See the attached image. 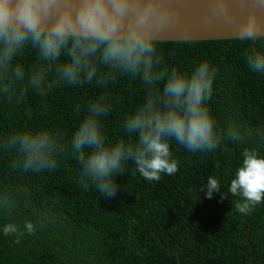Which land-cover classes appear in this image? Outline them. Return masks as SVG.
I'll use <instances>...</instances> for the list:
<instances>
[{"label":"trees","instance_id":"1","mask_svg":"<svg viewBox=\"0 0 264 264\" xmlns=\"http://www.w3.org/2000/svg\"><path fill=\"white\" fill-rule=\"evenodd\" d=\"M253 50H264V39L158 41L159 70L190 72L201 61L216 70L208 107L223 138L212 152L196 153L170 141L178 171L162 173L159 181L146 180L133 161L126 162L107 200L82 177L70 142L87 105L103 95L108 140L135 144L124 134L123 121L143 101L147 88L140 79L116 73L106 84L49 88L54 66L40 62L47 77L42 90L18 85L11 101L0 91V198L7 192L13 200L11 210L0 206V264H264V201L240 213V197L229 191L244 148L264 157V74L245 63ZM16 65L24 69L26 84L37 66L35 50L26 48ZM230 126L240 130V141L224 135ZM38 129L63 133L69 147L57 157V167L41 173L14 168L19 157L4 143ZM209 176L221 190L211 198L201 191ZM25 222L34 225L33 233ZM7 223L24 231L19 244L15 235H4Z\"/></svg>","mask_w":264,"mask_h":264},{"label":"clouds","instance_id":"2","mask_svg":"<svg viewBox=\"0 0 264 264\" xmlns=\"http://www.w3.org/2000/svg\"><path fill=\"white\" fill-rule=\"evenodd\" d=\"M164 22L156 0H0V91L9 101L18 85L21 90L45 87L40 62L54 66L56 79L48 82L49 88L90 85L94 80L106 84L116 73L138 77L147 88L142 103L123 121L124 134L135 138V144L108 140L103 121L109 107L103 95L87 105L71 139L82 177L106 200L115 193L113 177L124 173L126 162L133 161L146 180L159 181L162 173L178 171L170 141L196 153L212 152L223 138L208 107L216 70L207 61L190 72L176 67L159 70L157 43ZM257 37L264 39V27L254 16L238 26L241 43ZM26 48L35 50L37 66L25 84L24 69L14 61ZM245 63L251 72L264 74V50L246 53ZM101 69L106 73L100 75ZM224 135L233 142L242 139L235 126ZM63 139L59 130H25L10 136L4 146L19 157L14 168L41 173L57 167V157L69 147ZM242 157L229 191L240 197L235 208L250 213L264 201V157L252 148H244ZM205 189L209 198L221 192L214 176L201 191ZM0 206L11 210L13 200L7 192ZM24 229L29 234L35 230L31 222H25ZM3 233L15 235L17 244L24 235L14 223L5 224Z\"/></svg>","mask_w":264,"mask_h":264},{"label":"water","instance_id":"3","mask_svg":"<svg viewBox=\"0 0 264 264\" xmlns=\"http://www.w3.org/2000/svg\"><path fill=\"white\" fill-rule=\"evenodd\" d=\"M156 3L165 15L159 41L235 39L238 26L253 16L264 27V0H156Z\"/></svg>","mask_w":264,"mask_h":264}]
</instances>
